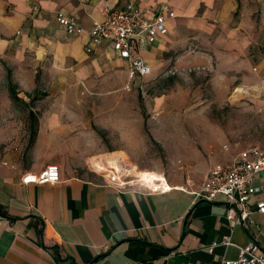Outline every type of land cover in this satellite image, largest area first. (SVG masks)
Wrapping results in <instances>:
<instances>
[{"label": "crops", "instance_id": "1", "mask_svg": "<svg viewBox=\"0 0 264 264\" xmlns=\"http://www.w3.org/2000/svg\"><path fill=\"white\" fill-rule=\"evenodd\" d=\"M128 3L148 17L161 4L174 12L167 33L137 51L151 68L144 78L174 63L192 36L205 40L232 71L249 74L242 76L251 81L246 91L264 107V0H0V58L19 70L26 93H41L48 102L42 109L28 107L36 116L31 160L0 166V264H220L251 241L264 251V214L256 210L264 202V174L253 180L258 191L242 221L222 196L196 199L201 184L120 189L84 168L98 145L83 103L97 97L120 104L122 91L132 93L144 79L125 89L128 61L106 42L90 44L88 31L104 9ZM58 13L84 33L67 34ZM243 32L247 36L238 38ZM245 148L225 145L211 165L230 163ZM48 165L59 168V181H32ZM225 236L231 245H223Z\"/></svg>", "mask_w": 264, "mask_h": 264}, {"label": "rangeland", "instance_id": "2", "mask_svg": "<svg viewBox=\"0 0 264 264\" xmlns=\"http://www.w3.org/2000/svg\"><path fill=\"white\" fill-rule=\"evenodd\" d=\"M173 62L144 78L141 88L123 90L120 104L97 97L83 104L90 108L98 145L94 156H122L138 177L154 171L171 185L191 189L202 183L214 153L225 145L235 151L264 146V107L246 91L251 81L242 76L249 74L221 63L205 40L188 36ZM20 78L15 65L0 58V166L31 160L35 135L25 104L42 109L48 103L41 93H26ZM91 157L82 164L93 171Z\"/></svg>", "mask_w": 264, "mask_h": 264}, {"label": "built area", "instance_id": "3", "mask_svg": "<svg viewBox=\"0 0 264 264\" xmlns=\"http://www.w3.org/2000/svg\"><path fill=\"white\" fill-rule=\"evenodd\" d=\"M33 10L36 11L37 6L34 5ZM173 17L174 12L168 4H161L158 12L152 17H148L133 3H128L120 9L106 8L103 19L93 21L88 31L90 44L96 46L106 42L121 58L128 61L129 83L125 89L129 90L130 82L135 78H144L151 73L150 66L137 55V51L152 43L157 36L165 35L168 31L167 20ZM56 21L69 35H81L85 31L74 19L62 13L57 14ZM124 164H105L99 171L91 167L107 184L120 189L138 185L155 190L144 184L136 175L135 168H128ZM259 174H264V146H249L239 152L230 163L211 165L203 182L193 194L196 199L206 202H212L218 196L224 197L228 206L236 209L240 219L244 221L249 214L248 202L258 191L253 186V180ZM59 177V168L56 165H48L31 179L36 184H53L59 181ZM256 210L264 214L263 201L256 203ZM223 245H231L230 236H225ZM220 264H264V251L256 242L251 241L239 248L236 258H224Z\"/></svg>", "mask_w": 264, "mask_h": 264}, {"label": "bare ground", "instance_id": "4", "mask_svg": "<svg viewBox=\"0 0 264 264\" xmlns=\"http://www.w3.org/2000/svg\"><path fill=\"white\" fill-rule=\"evenodd\" d=\"M123 162L122 156L110 154L107 156H93L90 158V163L96 169H101L105 164L119 165ZM140 179L150 188H160L162 190H169L170 184L166 178L154 171H146L140 175Z\"/></svg>", "mask_w": 264, "mask_h": 264}, {"label": "trees", "instance_id": "5", "mask_svg": "<svg viewBox=\"0 0 264 264\" xmlns=\"http://www.w3.org/2000/svg\"><path fill=\"white\" fill-rule=\"evenodd\" d=\"M11 96L15 99L17 98L16 94L14 93V90H12V87H11ZM27 107H30V104H25ZM29 121L31 122L32 126H34V124L36 123V116L35 114L29 110Z\"/></svg>", "mask_w": 264, "mask_h": 264}]
</instances>
